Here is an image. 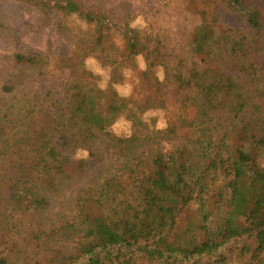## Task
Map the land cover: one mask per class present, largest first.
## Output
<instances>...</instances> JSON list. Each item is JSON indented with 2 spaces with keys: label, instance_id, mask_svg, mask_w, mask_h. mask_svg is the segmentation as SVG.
<instances>
[{
  "label": "trees",
  "instance_id": "obj_1",
  "mask_svg": "<svg viewBox=\"0 0 264 264\" xmlns=\"http://www.w3.org/2000/svg\"><path fill=\"white\" fill-rule=\"evenodd\" d=\"M7 2L60 14L77 45L58 63L71 77L63 100L22 92L0 100V264H264V4L205 2L188 58L171 70L163 40L111 10L0 0V34ZM224 13L243 18L245 30L225 27ZM139 57L150 70L124 97L116 86ZM90 60L102 74L89 70ZM15 61L38 75L50 66L40 55ZM161 67L167 84L155 101L141 87ZM169 105L157 128L148 113ZM121 118L132 132L112 148L115 165L50 219L60 181L86 173L93 145L115 140L110 129ZM252 238L254 248L217 255ZM115 247L135 250L110 254Z\"/></svg>",
  "mask_w": 264,
  "mask_h": 264
},
{
  "label": "rangeland",
  "instance_id": "obj_2",
  "mask_svg": "<svg viewBox=\"0 0 264 264\" xmlns=\"http://www.w3.org/2000/svg\"><path fill=\"white\" fill-rule=\"evenodd\" d=\"M85 7L111 10L121 20H131L134 27L146 29L149 34L158 35L163 40V47L171 70L180 60L188 58L186 50L189 36L198 25L200 17L198 11L204 7L209 0H78ZM253 5L264 4V0H249ZM2 22L4 31L0 34V100H9L20 92L24 94L48 93L54 99L63 100L66 86L71 77L67 69H60L59 60L66 59L76 48L77 39L69 31L60 28L62 16L55 12L44 14L30 6L7 2L2 7ZM223 24L227 28L245 30L246 25L243 18L236 14L224 13ZM25 56L40 55L49 60L50 66L45 68L43 75H38L30 67L19 65L15 61V55ZM150 61L143 57L138 59L136 71L127 73L126 80L116 86L120 95L126 97L132 94L135 83H143L138 76L140 72L150 70ZM89 70L96 74H102L101 64L96 60L87 62ZM165 68L155 71L156 75L145 78L142 95H152L156 101L163 94L159 83H165ZM166 72V71H165ZM151 89L146 92L148 87ZM8 87L10 89H8ZM172 97L171 93L167 95ZM171 106L163 110H153L148 114L153 119L157 128H164L171 116ZM2 109V107L0 108ZM156 109V108H154ZM110 131L115 135V140L102 138L93 145L95 157L87 167L86 173L78 178L61 180L59 191L51 194L52 206L48 217L54 218L64 214L73 202H75L79 189L93 182L105 171L115 165L112 157V148L119 146L125 137L132 132L131 124L124 118L117 121ZM86 153L78 156H86ZM234 182L226 184L228 199H231ZM255 239H242L237 243H230L220 250L236 256L241 247L246 244L254 248ZM127 248H111L109 253L132 252ZM142 263V261H140Z\"/></svg>",
  "mask_w": 264,
  "mask_h": 264
}]
</instances>
